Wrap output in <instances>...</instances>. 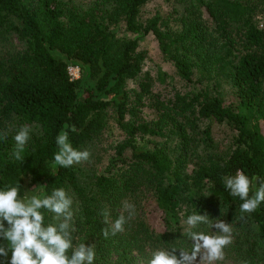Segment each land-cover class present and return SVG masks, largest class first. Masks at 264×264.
<instances>
[{"label": "trees", "instance_id": "trees-1", "mask_svg": "<svg viewBox=\"0 0 264 264\" xmlns=\"http://www.w3.org/2000/svg\"><path fill=\"white\" fill-rule=\"evenodd\" d=\"M149 1L0 0V47H7L0 51V134L7 133L0 135V189L20 185L23 197L40 186L43 194L65 188L73 199L76 242L95 245V264H147L158 247L190 250L179 225L193 212L222 218L233 234H244L243 201L229 195L223 177L238 169L257 177L250 196L264 181V0H180L178 29L164 27L168 20L158 14L142 21ZM119 25L139 36L152 34L181 80L207 84L197 92L152 94L139 39L118 37ZM69 67L78 68L77 78ZM222 77L233 87L226 96L216 90ZM135 80L137 88H128ZM145 98L157 112L151 121L140 115ZM110 107L126 138L114 146L105 171L54 166L56 136L68 131L72 146L83 151L103 130ZM203 120L210 123L201 127ZM211 123L236 132L222 153L215 151ZM24 125L31 139L21 162L12 156L13 137ZM145 136L165 140L138 145L136 138ZM125 201L135 205L136 216L123 233L105 239L101 211L107 209L114 222ZM248 216L264 242V202ZM45 217L49 221L51 214ZM242 236L233 247L235 260L257 264L256 243L244 248Z\"/></svg>", "mask_w": 264, "mask_h": 264}, {"label": "clouds", "instance_id": "clouds-1", "mask_svg": "<svg viewBox=\"0 0 264 264\" xmlns=\"http://www.w3.org/2000/svg\"><path fill=\"white\" fill-rule=\"evenodd\" d=\"M71 131H76L74 126ZM30 133V127L24 125L14 135L12 156L15 160L23 161L22 154L31 139ZM0 135L6 138L7 133ZM55 143L58 151L53 154L54 166L70 168L90 158L88 150L80 151L72 146L68 131L62 130ZM257 179H250L239 169L235 175L223 177L229 195L243 201L239 206L241 213H252L264 202V181L249 195L253 181ZM32 191L38 194L21 197L20 185L6 184L0 189V241L7 242L0 243V264H95V245L76 242L73 199L65 188H54L51 194H43L42 186ZM122 209L111 223L109 211H101L107 225L102 229L105 239L123 233L128 221L136 216L134 204L125 201ZM45 213L51 214L49 221H46ZM186 224L185 235L192 241L190 250L175 245L158 247L151 252L147 264H215L224 260V249L232 243L233 227L230 223L225 220L213 222L207 213L193 212L187 217ZM201 224L210 226L213 234L194 230Z\"/></svg>", "mask_w": 264, "mask_h": 264}, {"label": "rangeland", "instance_id": "rangeland-1", "mask_svg": "<svg viewBox=\"0 0 264 264\" xmlns=\"http://www.w3.org/2000/svg\"><path fill=\"white\" fill-rule=\"evenodd\" d=\"M67 1V0H66ZM74 2H87L88 0H73ZM70 5V3H67ZM182 9V3L180 0L173 1L172 4L168 3L165 0H150L147 4H145L140 12V19L142 21L147 20L155 14L162 16L163 19L168 20V26L171 29H178L179 21H178V11ZM117 32V36L120 38H135L138 37V48L137 52L142 55V72H147L151 77V92L154 95H158L161 98L163 96L169 97L174 93V91H179L181 93L190 91L197 92L201 91L202 87L207 84L206 80L203 79V82H194V83H186L181 80L176 74V70L173 66V63L166 59L161 53L158 42L154 38L152 34L139 36L137 34H132L126 32L124 30V26L119 25L115 28ZM13 37H11L12 39ZM12 42V41H11ZM17 43L13 41V46H16ZM7 50V47H0V51ZM76 75V74H75ZM79 76V73H78ZM77 76V77H78ZM75 77V78H77ZM228 78L222 77L220 78L217 85V92H221L223 96L229 95L232 90V86L230 82L227 80ZM137 81H128V88H137ZM140 115L147 121H151L156 119L157 112L155 108L152 106V102L145 98V103L143 106L139 107ZM105 126L100 134L96 135L90 143L83 148V150H88L91 155L88 161L81 162L76 164L82 171L86 173L94 172L96 174H100L105 171L107 165L109 164L110 159L114 156V146L123 141L126 138L125 132L117 125V117L113 107H110L106 112L105 117ZM208 123V120H203L200 122L201 127H205ZM211 136L213 138L215 144V151L218 153H222L226 151L229 147L234 144V138L236 132L225 124L220 123H211ZM261 128L264 132V122H261ZM154 140H165V136L163 138L155 137V136H145V137H137L136 142L138 145L151 146ZM170 147L176 146V141L174 138L169 140ZM125 158L130 156V151L127 150L124 153ZM193 165L190 164L188 169H192ZM34 190V189H32ZM30 195L35 194L34 191L29 190ZM148 214V213H147ZM152 218L157 220V214H152ZM223 220L222 218H214L212 221ZM228 222V221H226ZM242 224L246 232L242 234V231H236L232 234V243L229 245V250L225 252V258L223 261H217L215 264H244V262L236 261L235 258L238 256L234 255L236 250L233 249L235 246L236 239L242 240L245 235L247 239L245 240L244 248L248 245H252L256 243L255 250L257 252L256 262L257 264H264V242L258 238L257 229L252 220L249 219L248 213L244 215V219H242ZM180 233L185 234V229L188 227L186 224V220L181 221L180 225ZM197 231H203L207 234H213V229L208 226L201 224L197 229ZM234 231V230H233ZM189 240V239H188ZM191 243L192 241L189 240ZM243 241V240H242ZM191 248V246H190ZM231 248V249H230Z\"/></svg>", "mask_w": 264, "mask_h": 264}, {"label": "built area", "instance_id": "built-area-1", "mask_svg": "<svg viewBox=\"0 0 264 264\" xmlns=\"http://www.w3.org/2000/svg\"><path fill=\"white\" fill-rule=\"evenodd\" d=\"M68 72L72 76V78H75L78 76V68L77 67H69Z\"/></svg>", "mask_w": 264, "mask_h": 264}]
</instances>
